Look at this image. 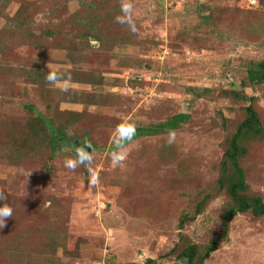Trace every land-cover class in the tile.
Returning a JSON list of instances; mask_svg holds the SVG:
<instances>
[{
	"label": "rangeland",
	"instance_id": "1",
	"mask_svg": "<svg viewBox=\"0 0 264 264\" xmlns=\"http://www.w3.org/2000/svg\"><path fill=\"white\" fill-rule=\"evenodd\" d=\"M261 59L264 0H0V264H264L223 156L250 107L236 160L264 203Z\"/></svg>",
	"mask_w": 264,
	"mask_h": 264
},
{
	"label": "trees",
	"instance_id": "2",
	"mask_svg": "<svg viewBox=\"0 0 264 264\" xmlns=\"http://www.w3.org/2000/svg\"><path fill=\"white\" fill-rule=\"evenodd\" d=\"M247 79L249 82H262L264 81V59L259 60L255 65L251 66L247 70ZM186 118L185 114H176L172 115L170 119H166L162 123H158L152 127V129H163V130H171L177 126L179 122L184 121ZM42 123L47 125V127L51 131V136L49 138V146L54 152L58 149L59 144L65 142V136L62 132L58 131L57 128L53 127L49 121L41 117ZM151 129V131H152ZM142 129L138 128L135 130V134L141 132ZM258 132V118L256 113L250 108L246 107V116L243 121L239 124L236 131L231 136L228 141L227 148L224 151V163L225 165H229L231 168L230 180H228V185L226 187V191L229 194L232 200V207L228 211L227 216L231 218L234 214L238 212H244L250 210L252 214L261 215L264 214V203L261 202L260 198L257 196L248 197L243 194L246 190V185L244 182L243 174L241 168L237 165V156L241 153L242 149L238 144V137L242 132ZM126 140V138L124 139ZM62 145H60L61 148ZM223 168L225 166L223 164ZM195 252L192 246L185 247L180 254L179 257H186L191 261ZM203 257V256H201ZM201 259L198 260V264H200Z\"/></svg>",
	"mask_w": 264,
	"mask_h": 264
},
{
	"label": "clouds",
	"instance_id": "3",
	"mask_svg": "<svg viewBox=\"0 0 264 264\" xmlns=\"http://www.w3.org/2000/svg\"><path fill=\"white\" fill-rule=\"evenodd\" d=\"M130 10H131V5L130 4L125 3V4L122 5L121 11L123 13H125V16L128 15ZM116 21L118 23L129 22V21H126V20L122 19L119 16L116 17ZM46 79L51 80L52 77L48 76V77H46ZM68 166L71 168V167H74V164L69 162ZM11 215H12V209L11 208H9L7 205H0V228L4 227L5 218L10 217Z\"/></svg>",
	"mask_w": 264,
	"mask_h": 264
}]
</instances>
